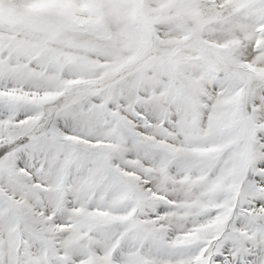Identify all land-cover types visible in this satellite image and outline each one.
I'll return each mask as SVG.
<instances>
[{
  "label": "snow or ice",
  "instance_id": "6c2138e0",
  "mask_svg": "<svg viewBox=\"0 0 264 264\" xmlns=\"http://www.w3.org/2000/svg\"><path fill=\"white\" fill-rule=\"evenodd\" d=\"M0 264H264V0H0Z\"/></svg>",
  "mask_w": 264,
  "mask_h": 264
}]
</instances>
